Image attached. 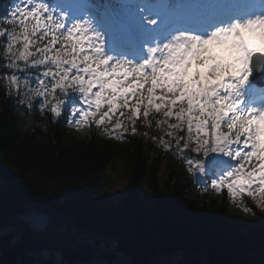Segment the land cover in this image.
I'll return each mask as SVG.
<instances>
[{"label":"trees","instance_id":"obj_1","mask_svg":"<svg viewBox=\"0 0 264 264\" xmlns=\"http://www.w3.org/2000/svg\"><path fill=\"white\" fill-rule=\"evenodd\" d=\"M12 2L0 0V264H264V210L249 202L250 214L240 213L227 191L201 190L172 157L199 155L157 144L156 121L190 109L188 81L173 85L164 99L157 73L141 64L98 58L59 27L49 36L33 29L31 45L105 77L95 90L107 103L76 123L79 90L94 88L96 80L70 73L75 80L47 96L35 90V79L11 74L10 38L21 34L9 15ZM198 58L192 60L201 67ZM111 82L121 92H106ZM249 119L240 116L236 137ZM263 163L264 126L238 172H255ZM110 168L127 183L117 201L99 196ZM34 215L43 224L27 220Z\"/></svg>","mask_w":264,"mask_h":264},{"label":"rangeland","instance_id":"obj_2","mask_svg":"<svg viewBox=\"0 0 264 264\" xmlns=\"http://www.w3.org/2000/svg\"><path fill=\"white\" fill-rule=\"evenodd\" d=\"M104 1L87 5L85 0H13L10 7L11 20L17 25L18 33H21L17 38H10L11 53L16 65L11 74L23 77L22 81L35 79V90L42 91L47 96H53L59 87L63 88L64 81H74L75 78L69 77L70 73L81 75V79L88 77L96 80L94 88L79 90L72 112L76 123H84L107 103V96L95 90L105 79L104 75L96 74L90 68H82V63L59 59L57 53L37 49L29 43V33L35 29L42 35L49 36L53 29L59 27L62 31L75 35L81 45L91 50L98 58L106 54L126 58L120 53H111L112 48L105 49L104 40L109 39L111 46L116 45V24L118 19H121L127 27L138 32L133 49L139 48L138 45L143 43L150 29L149 16L144 15L140 8L131 10L127 3L133 0ZM134 1L137 7L149 5L146 0ZM168 3L173 7L172 12L167 7ZM199 3H202V0H159L158 4L150 9H166L169 13L184 15L188 13L185 7L193 12L192 9ZM75 4L87 6L90 12L97 11L100 20H96L92 14H86L85 19L71 20L68 7ZM165 17L164 12L159 20ZM241 29L242 37L232 29L208 39L179 33L160 46L152 47L147 60L140 55L136 56L137 62L144 61L147 71L157 72L159 82L165 87L164 99H170L169 93L173 85L180 80L188 81L185 94L191 103L190 109L184 115L171 116L167 112L165 119L156 121L155 133L161 138L158 146L168 151L180 147L189 148L194 154H198L199 156L172 157L183 162L186 171L192 175L201 190L210 188L216 193L225 190L232 208L240 213L250 214V208L247 206L249 202L264 210V163L249 174L238 172V167L253 151L255 141L260 137L264 126V111L254 117L248 106V91L242 93L240 90L239 84L246 78L243 57L245 50L239 45V40L242 38L246 48L264 50V18L242 23ZM116 46L120 48L119 44ZM194 54H197L198 59L202 57L203 63L199 62L201 67L193 63ZM154 55L158 58H152ZM28 70L32 73L29 74ZM11 81L17 82L19 79L13 78ZM106 86V92H121L116 83L111 82ZM118 94L121 97L129 94V91ZM219 97H222V100L218 101ZM173 101L171 99L170 104H173ZM240 116H251L250 123L248 129L236 137V124ZM162 170L163 167L160 172L164 174ZM106 180L99 193L100 198L117 201L126 191V180L118 168H110L106 172ZM204 180L208 183L205 184ZM34 218V227L43 224L41 215H34L27 220L34 221Z\"/></svg>","mask_w":264,"mask_h":264},{"label":"bare ground","instance_id":"obj_3","mask_svg":"<svg viewBox=\"0 0 264 264\" xmlns=\"http://www.w3.org/2000/svg\"><path fill=\"white\" fill-rule=\"evenodd\" d=\"M119 25H120V23H119V21H118V22H117V28H118V29H120V26H119ZM131 44H132V42H131L130 40H128L127 43H126V45H124V46H122V47H125V49H126L127 47H131ZM242 48H243V50H245V51H244V54H243V57H244V61H245V78H246V79H245L244 82H240L239 87H240V90H241L242 93H243V92H245V91H247V90H250L251 88L254 87V86H252V85L247 81V76H248V73H249V66H248V64H249L250 54H253L255 51H258L259 49L254 48V47H248V48H246L245 43L242 44ZM259 51L264 53V50H263V49H261V50H259ZM262 88H263V87H262ZM262 88H261V89L254 88V89L252 90L251 93H254V94L257 95V93H259V92L262 90Z\"/></svg>","mask_w":264,"mask_h":264},{"label":"water","instance_id":"obj_4","mask_svg":"<svg viewBox=\"0 0 264 264\" xmlns=\"http://www.w3.org/2000/svg\"><path fill=\"white\" fill-rule=\"evenodd\" d=\"M250 81L258 86H264V55L255 52L250 60Z\"/></svg>","mask_w":264,"mask_h":264}]
</instances>
